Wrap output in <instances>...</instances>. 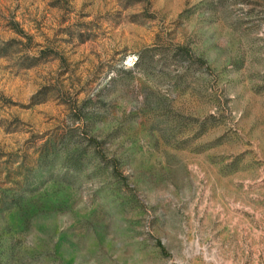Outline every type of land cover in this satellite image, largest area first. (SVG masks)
I'll return each mask as SVG.
<instances>
[{"label": "rangeland", "instance_id": "rangeland-1", "mask_svg": "<svg viewBox=\"0 0 264 264\" xmlns=\"http://www.w3.org/2000/svg\"><path fill=\"white\" fill-rule=\"evenodd\" d=\"M0 264H264V0H0Z\"/></svg>", "mask_w": 264, "mask_h": 264}]
</instances>
